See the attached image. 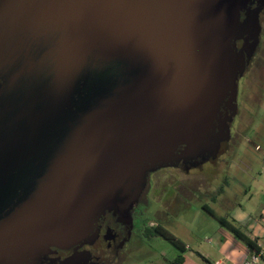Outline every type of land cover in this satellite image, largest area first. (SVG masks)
<instances>
[{
	"label": "water",
	"instance_id": "1",
	"mask_svg": "<svg viewBox=\"0 0 264 264\" xmlns=\"http://www.w3.org/2000/svg\"><path fill=\"white\" fill-rule=\"evenodd\" d=\"M243 4L0 0V264L86 240L163 155L215 140Z\"/></svg>",
	"mask_w": 264,
	"mask_h": 264
},
{
	"label": "rangeland",
	"instance_id": "2",
	"mask_svg": "<svg viewBox=\"0 0 264 264\" xmlns=\"http://www.w3.org/2000/svg\"><path fill=\"white\" fill-rule=\"evenodd\" d=\"M261 39L260 66L256 64L249 68L245 76L239 79V111L234 117L233 139L228 151L221 156L220 162L224 163L216 168V176L211 179L214 183L210 185L206 181L201 189H195L194 182L199 177L197 172L189 175L174 170V174L184 178L187 183L184 191H191L192 195L178 190L169 191L171 185L158 186L157 199L152 206L169 204L170 211L164 214L162 224L187 244L186 264H190V261H193L191 264H207L197 252L211 260L220 256L219 247L212 246L210 238L224 226L203 207L205 203L218 216L241 227V223L233 218L237 209L254 217L264 210V198L257 197L259 193L264 194V34ZM212 168L215 166L205 164L206 172L209 173ZM220 187L223 191L216 193L217 200L205 193H212ZM181 253L170 241L154 233L143 237L142 242L120 264H172V260Z\"/></svg>",
	"mask_w": 264,
	"mask_h": 264
},
{
	"label": "flooded vegetation",
	"instance_id": "3",
	"mask_svg": "<svg viewBox=\"0 0 264 264\" xmlns=\"http://www.w3.org/2000/svg\"><path fill=\"white\" fill-rule=\"evenodd\" d=\"M240 21L238 33L231 42L238 84L239 79L245 76L249 68L256 64L260 66L259 51L263 48L261 36L264 34V0H244ZM233 105L232 107L229 101L223 103L222 122L214 141L196 154L188 156L183 152L184 146L180 145L172 154L163 155L165 163L163 166L157 164L151 171L145 173L147 188L144 194L133 202L130 214L107 210L105 214H99L95 230L86 240L70 248L47 246L39 250L38 254L28 255L24 264L122 263L142 242L143 237L158 234L157 225L163 223L164 214L170 211L169 204L159 203L157 206H152L157 199L158 186L171 185L169 191L184 192L187 183L184 178L176 176L174 170L189 175L191 172H197L199 177L195 179V189H201L206 181L210 182V185L214 183L211 179L216 176V168L224 163L220 162L221 156L228 151L233 139L234 117L239 111L238 100L236 105ZM158 154L148 157L140 167L146 166L149 158ZM206 163L215 166L209 173L204 169Z\"/></svg>",
	"mask_w": 264,
	"mask_h": 264
},
{
	"label": "crops",
	"instance_id": "4",
	"mask_svg": "<svg viewBox=\"0 0 264 264\" xmlns=\"http://www.w3.org/2000/svg\"><path fill=\"white\" fill-rule=\"evenodd\" d=\"M184 192L185 195H192L191 191ZM205 193L208 195L210 194L212 198L217 200L216 193H220V191H213L212 193L211 191H205ZM257 197L264 198V194L259 193L257 194ZM203 207L210 208V206L206 203L203 205ZM211 209L215 211L213 208ZM256 216L257 217H254L244 210L237 209L234 212L233 218L241 223L245 232L248 233L251 238L256 239L258 242H262L264 241V210ZM214 218L216 219V217ZM210 239L213 241L212 246L215 248L218 246L220 252V256L215 260H211V258L208 257L209 260L213 262L212 264H243L245 258L249 254L248 248L245 246V244L241 240L235 238L234 234L225 227L223 229L220 227ZM190 262L193 263V261ZM211 262L206 263L211 264Z\"/></svg>",
	"mask_w": 264,
	"mask_h": 264
},
{
	"label": "trees",
	"instance_id": "5",
	"mask_svg": "<svg viewBox=\"0 0 264 264\" xmlns=\"http://www.w3.org/2000/svg\"><path fill=\"white\" fill-rule=\"evenodd\" d=\"M217 191L218 192L223 191V188L220 187ZM206 209L211 215H213L218 220H220L221 224L227 229H229L234 234L235 238H237L238 240H241L245 244V246L248 248L249 253H251L252 251L258 248V243H257L258 241L256 239L251 238L248 235V233L245 232L244 228L232 223L230 220H228L227 218L223 216H218L215 213V211H213L211 208L206 207ZM157 231L159 235H161L164 239L170 241L182 252L180 255H178V257L173 259L171 263L172 264H186L187 255L185 254V252L188 248L187 244L184 241H182L178 236H176L173 232H171V230L163 226L162 224L157 225ZM197 253L204 261L208 263L211 262L209 258L206 257L203 253L201 252H197ZM191 263L192 262H190V264ZM212 263L213 262H211V264Z\"/></svg>",
	"mask_w": 264,
	"mask_h": 264
},
{
	"label": "built area",
	"instance_id": "6",
	"mask_svg": "<svg viewBox=\"0 0 264 264\" xmlns=\"http://www.w3.org/2000/svg\"><path fill=\"white\" fill-rule=\"evenodd\" d=\"M257 243L258 248L247 255L243 264H264V241Z\"/></svg>",
	"mask_w": 264,
	"mask_h": 264
}]
</instances>
